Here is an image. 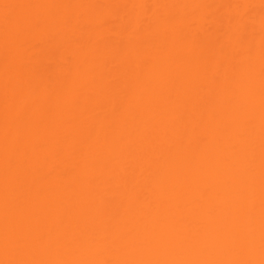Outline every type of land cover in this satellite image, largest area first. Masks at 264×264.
<instances>
[{
	"label": "bare ground",
	"instance_id": "1",
	"mask_svg": "<svg viewBox=\"0 0 264 264\" xmlns=\"http://www.w3.org/2000/svg\"><path fill=\"white\" fill-rule=\"evenodd\" d=\"M0 264H264V0H0Z\"/></svg>",
	"mask_w": 264,
	"mask_h": 264
}]
</instances>
